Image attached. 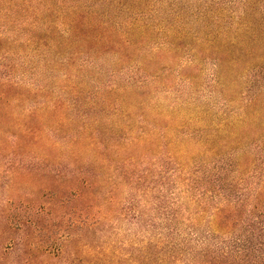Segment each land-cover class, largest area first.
<instances>
[{"label":"trees","instance_id":"1","mask_svg":"<svg viewBox=\"0 0 264 264\" xmlns=\"http://www.w3.org/2000/svg\"><path fill=\"white\" fill-rule=\"evenodd\" d=\"M0 264H264V0H0Z\"/></svg>","mask_w":264,"mask_h":264}]
</instances>
